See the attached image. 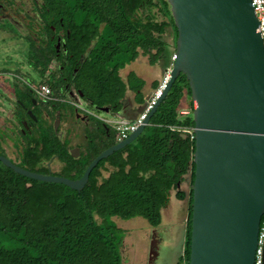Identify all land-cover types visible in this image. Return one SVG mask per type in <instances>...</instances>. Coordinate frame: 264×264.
I'll list each match as a JSON object with an SVG mask.
<instances>
[{"label": "trees", "instance_id": "16d2710c", "mask_svg": "<svg viewBox=\"0 0 264 264\" xmlns=\"http://www.w3.org/2000/svg\"><path fill=\"white\" fill-rule=\"evenodd\" d=\"M47 5L72 24L82 40L70 72L79 68L74 84L93 110V105L107 106L115 114L128 88L140 102L143 81L133 72L123 81L120 69L139 54L151 64L163 59L169 54L167 30L175 46L177 29L167 0H47ZM33 66L42 75L39 64ZM39 84L56 93L62 90L43 80ZM184 98L188 99L187 114L180 113ZM49 103L56 109L68 107L65 102ZM192 110L188 80L181 72L143 131L100 160L80 191L31 179L0 162V264H121L125 230L113 217H142L155 227L172 191L175 198L187 202L183 249L176 264H189L195 150ZM99 124L101 131H86L87 143L77 158L71 157L68 141L57 132L42 131L39 144L45 149L44 158L55 155L65 165L59 175L80 177L97 154L117 142L114 131L104 122ZM29 149L32 161L18 165L48 173L49 168L39 162V148ZM186 175L189 183L184 191L180 186Z\"/></svg>", "mask_w": 264, "mask_h": 264}, {"label": "water", "instance_id": "95a60500", "mask_svg": "<svg viewBox=\"0 0 264 264\" xmlns=\"http://www.w3.org/2000/svg\"><path fill=\"white\" fill-rule=\"evenodd\" d=\"M167 1L177 29L175 58L165 88L136 130L97 154L74 179L28 170L3 155L0 162L31 179L80 191L100 160L143 131L182 72L194 103L189 264H254L264 214V43L259 23L251 0ZM74 150L78 153L79 147L69 149L75 158ZM149 252L156 255L154 241Z\"/></svg>", "mask_w": 264, "mask_h": 264}, {"label": "flooded vegetation", "instance_id": "af4514ba", "mask_svg": "<svg viewBox=\"0 0 264 264\" xmlns=\"http://www.w3.org/2000/svg\"><path fill=\"white\" fill-rule=\"evenodd\" d=\"M7 25L11 27L12 33L8 31ZM0 30H3L0 35L4 33V36H0V64L5 70L1 71L0 75L7 76L10 83L8 89L0 87V155L6 156L17 165L26 166L33 159L27 154L29 148L36 145L40 150L39 162L42 165L49 168L51 163L58 164V170L49 168L46 174L59 175L65 165L55 155L44 158L45 149L39 144L42 131H58L59 138L62 135L76 137L81 135L79 131H101L102 125L99 122H103L99 113L93 116L78 111V116L71 104V101L81 100L88 105L83 93L81 95L74 84L79 68L75 66L73 72H70V68L77 61L76 56L80 54L82 40L73 32L72 24L49 10L47 0H0ZM14 33L19 39L29 42V45L34 47V55L40 58L39 69L42 75L38 82L43 80L52 87L62 88L60 93L51 90L55 97L53 101L65 102L68 107L56 109L53 103L36 95L33 90L36 85L31 86L29 76L33 65L25 62L30 51L21 52L17 46L8 45L6 42L8 37L5 35L10 37ZM15 70L22 75L16 76L13 73ZM57 111L59 123L55 129ZM61 131L67 132L63 134ZM83 138L84 144L87 143V136L84 135ZM73 147H79L78 153L75 150L73 152L77 154L76 158L80 157L82 146L72 145L69 149ZM149 238L151 242H155L157 255L159 244L164 242V237L152 230ZM155 256H151L149 252L146 264H151Z\"/></svg>", "mask_w": 264, "mask_h": 264}, {"label": "rangeland", "instance_id": "374dc122", "mask_svg": "<svg viewBox=\"0 0 264 264\" xmlns=\"http://www.w3.org/2000/svg\"><path fill=\"white\" fill-rule=\"evenodd\" d=\"M8 31L12 33L11 27L7 25ZM3 31V30H0ZM4 36V33H1ZM8 37L6 40L8 45H14L15 47L21 51L25 52L26 50L30 51V55L25 62H30L32 65L39 64L40 58L34 55L32 49L34 47L29 45V42L19 39V36L14 34L5 35ZM165 39L167 42L171 44L172 42V33L170 30H167L165 34ZM16 44V45H15ZM174 54L173 50H169V55L172 56ZM24 59V57H23ZM5 71L0 64V72ZM16 76H20L22 74L19 71H13ZM30 81L32 83L31 86L38 85V78L40 77L39 71L32 66V69L29 73ZM17 78V77H16ZM20 79V77H19ZM10 86L9 78L7 76L0 75V87L8 89ZM48 103V102H46ZM187 105V102H183ZM194 107V103H193ZM95 113H99L100 117L111 118V113H106L103 111H97L94 109ZM1 134V133H0ZM80 141V140H78ZM1 152V151H0ZM49 168L53 171L58 170L57 163H51L48 165ZM107 175L106 172L103 173ZM189 183V175H186V182L184 189L188 190ZM180 187H183V183ZM172 194L174 191L171 192ZM174 200V196L172 197ZM175 216L173 218H167L164 214H162V220L159 225L152 227L148 224V222L142 217H133L131 219L123 220L117 217H113L116 223L125 230V236L123 240V244L121 247V264H140L141 259L143 257H149L150 243L151 239L149 238V233L152 230H156L161 236L164 237V242L159 244L158 253L151 262V264H174L177 260V257L180 253H182L183 243H184V231H185V217L187 212V202L186 200L180 204L175 206ZM149 264V263H148Z\"/></svg>", "mask_w": 264, "mask_h": 264}, {"label": "crops", "instance_id": "0c3cea01", "mask_svg": "<svg viewBox=\"0 0 264 264\" xmlns=\"http://www.w3.org/2000/svg\"><path fill=\"white\" fill-rule=\"evenodd\" d=\"M167 47H168V51L169 50L174 51V45L172 42L171 44L168 42ZM171 63H172L171 56H169L168 52L166 53L163 59L157 61L154 64H151L149 62L146 55L139 54L138 57L134 61L127 64L124 68L120 69L119 74L121 78L123 79V81L127 80L126 78L128 77V74L130 72H133L139 79L143 81V87L141 89V101L138 102L137 93L128 88L126 90L125 97L123 98L124 100L122 101L121 108L115 114H112L111 112H108V113H111L112 117L121 116V117H125L128 119H132L133 117H135V115L142 108L144 102L146 101L148 95L151 93L152 89L158 84L163 74L170 69ZM184 101L187 102V105L183 103ZM188 112H189L188 99L184 98L181 102L180 113L187 114ZM108 126L112 129L110 125ZM62 132L64 134L67 131H61V133ZM79 132L81 133V135H78L76 137L74 136L65 137L62 135L60 136V139H62L63 141H68L69 146L78 145L84 148L86 143L84 144L83 141L85 139L83 137L84 135H86V131H79ZM185 182H186V177H185V180L182 182L183 187H181V189L184 191H187L186 189H184ZM173 196H174V193L173 194L171 193L169 204L165 208L161 209V220H162V214H164L167 218H173L176 214L175 206L185 201V199L179 200L175 197H174L175 199L173 200L172 199ZM180 254L178 255V257L180 256ZM146 261H147V255L146 257H143L141 259L140 264H146ZM176 261L174 264H176Z\"/></svg>", "mask_w": 264, "mask_h": 264}, {"label": "built area", "instance_id": "2783aa9c", "mask_svg": "<svg viewBox=\"0 0 264 264\" xmlns=\"http://www.w3.org/2000/svg\"><path fill=\"white\" fill-rule=\"evenodd\" d=\"M251 4L254 8L258 20V31L263 39L264 43V0H251ZM175 55L171 56V62H173ZM169 79V70L166 71L158 84L152 89L151 93L148 95L146 101L144 102L140 111L132 119H128L121 116H114L111 118H100L104 123L110 125L115 133L117 141L126 138L132 131L136 130L139 125L143 123L146 115L149 113L156 100L161 95L163 89L165 88L167 81ZM36 95L44 101H53L51 88L45 84H38L33 87ZM71 104L77 108L79 111L86 113L88 115L96 116L95 112L85 105L81 100L71 101ZM192 133V131H188ZM263 246H264V214L261 217L258 236H257V247L255 250V260L254 264H262L263 261Z\"/></svg>", "mask_w": 264, "mask_h": 264}]
</instances>
